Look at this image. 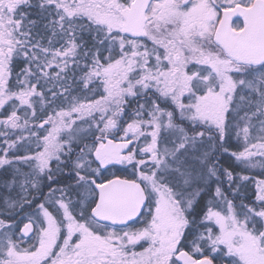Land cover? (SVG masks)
<instances>
[{
  "label": "snow or ice",
  "instance_id": "obj_1",
  "mask_svg": "<svg viewBox=\"0 0 264 264\" xmlns=\"http://www.w3.org/2000/svg\"><path fill=\"white\" fill-rule=\"evenodd\" d=\"M225 155L264 175V0H0V264H264Z\"/></svg>",
  "mask_w": 264,
  "mask_h": 264
},
{
  "label": "trees",
  "instance_id": "obj_2",
  "mask_svg": "<svg viewBox=\"0 0 264 264\" xmlns=\"http://www.w3.org/2000/svg\"><path fill=\"white\" fill-rule=\"evenodd\" d=\"M133 107H135L134 104H133ZM85 127H86V126H85ZM232 150H234V151L241 150L240 144L237 145L236 142H235V139H233ZM221 163H222L225 167H229V166L235 167L237 173H240V172H246V171H247V170H242L241 167H239V166L236 165V162L234 161V159L231 158L230 156H227V155H225V156L221 159ZM122 168H123V166L117 165L115 168H110V169L108 170V172L105 173V175L108 176V178H111V173H113V172H114L116 175H120V176H125V175H127L126 172L122 171ZM129 171H130V169H129ZM44 191L46 192L47 189H44ZM242 191H246V192H248L249 194H251V192H252L251 190H248V189H245V190L243 189ZM229 198H230V199L232 198L231 195H229ZM246 202H247V201H246ZM134 226H135V227H139L140 225H139V224H136V225H134ZM137 250H139V249H137Z\"/></svg>",
  "mask_w": 264,
  "mask_h": 264
},
{
  "label": "rangeland",
  "instance_id": "obj_3",
  "mask_svg": "<svg viewBox=\"0 0 264 264\" xmlns=\"http://www.w3.org/2000/svg\"><path fill=\"white\" fill-rule=\"evenodd\" d=\"M233 139H235V136L233 137ZM255 141H253L254 143ZM242 146H243V141H240V147L242 150ZM255 163V161H253ZM243 175H248L250 177H253L254 179H264V175L261 174V170L259 168L256 169H252V170H247L246 172H240ZM245 185L244 190L248 189L253 191L254 190V182L253 181H248V182H241ZM243 190V189H242Z\"/></svg>",
  "mask_w": 264,
  "mask_h": 264
},
{
  "label": "water",
  "instance_id": "obj_4",
  "mask_svg": "<svg viewBox=\"0 0 264 264\" xmlns=\"http://www.w3.org/2000/svg\"><path fill=\"white\" fill-rule=\"evenodd\" d=\"M123 178V177H122Z\"/></svg>",
  "mask_w": 264,
  "mask_h": 264
}]
</instances>
